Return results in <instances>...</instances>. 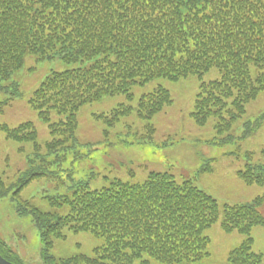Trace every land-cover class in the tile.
Segmentation results:
<instances>
[{"label":"trees","instance_id":"trees-1","mask_svg":"<svg viewBox=\"0 0 264 264\" xmlns=\"http://www.w3.org/2000/svg\"><path fill=\"white\" fill-rule=\"evenodd\" d=\"M27 53L42 59L60 54L66 62L94 60L89 67L53 73L34 91L31 101L42 119L49 120L54 111L65 116L60 128L50 127L54 135L64 131L66 137L63 133L49 143L48 151L74 136L77 113L86 103L128 93L135 83L159 77L177 80L213 67L222 77L201 85L193 117L200 125L217 118L222 133L264 91V0H0V79L19 69ZM252 66L258 68L256 76ZM149 94L139 104L143 118L172 103L164 87ZM4 105L0 102V114ZM131 109L125 106L124 115ZM262 119L264 114L256 125ZM26 124L2 128L9 138L32 141L41 150L36 132L26 131ZM253 158L252 152L246 153V167L239 174L249 184L264 185V165ZM59 160L37 165L30 159L29 168L12 183L0 172V199L13 187L19 195L32 180L50 177ZM75 184L57 201L70 205L65 216L41 211L28 201L19 205L23 214L33 216L46 249L54 238L65 237L66 229L105 236L106 246L96 255H75L58 263L122 264L147 253L164 262L200 264L207 254L204 230L219 219L220 208L192 180L178 182L169 173L152 172L139 185L116 180L91 191L82 182L70 188ZM263 202L260 197L225 207L222 227L248 235L230 252V264H263L250 236L253 226L264 228ZM0 254L20 264L19 256L1 240ZM45 260L58 264L49 255Z\"/></svg>","mask_w":264,"mask_h":264},{"label":"rangeland","instance_id":"rangeland-1","mask_svg":"<svg viewBox=\"0 0 264 264\" xmlns=\"http://www.w3.org/2000/svg\"><path fill=\"white\" fill-rule=\"evenodd\" d=\"M92 63L93 60L66 62L60 54L42 59L39 54L27 53L19 69L8 79H0V102H5L4 112L0 114V172L4 179L12 182L19 170L28 168L30 159L42 165L49 159L61 158L52 165L54 173L50 177L33 180L20 192L21 200L61 216L69 213L70 205H58L55 201L69 194L74 189L70 185L77 181L86 182L90 190H95L111 185L116 179L132 185L143 184L150 172L156 171L168 172L179 182L193 179L220 206V219L204 231L209 238L207 254L198 263L230 264V252L248 236L222 228L224 208L264 196V185L248 184L238 173L245 168L247 152L253 153L254 162L264 164V119L256 125L264 114V91L246 105V111L234 120L229 130L220 133L215 117L205 125H199L193 117L201 85L221 78L219 68L177 80L159 77L145 84H133L129 94H109L83 105L77 113L74 136L49 154L47 143L56 140L49 123L60 128L59 121L65 116L54 111L44 121L42 113L30 102L33 92L53 72L84 68ZM251 69L256 76L258 68ZM159 86L170 90L173 102L150 118L140 117L141 97ZM125 106L132 107L126 115ZM22 123H27L26 131L31 128L36 132L41 150L32 141L9 138L1 127L6 124L15 128ZM63 133H57L59 138ZM14 195L11 190L0 200V238L21 255L23 264H46L48 255L56 263L75 255L94 256L106 246L105 236L66 229L65 237L53 239L50 255L32 215L17 213ZM260 210L264 215V202ZM250 236L254 239L253 251L262 254L264 264V228L254 226ZM143 259H148L149 264H177L148 254ZM143 259L122 264H147Z\"/></svg>","mask_w":264,"mask_h":264},{"label":"water","instance_id":"water-1","mask_svg":"<svg viewBox=\"0 0 264 264\" xmlns=\"http://www.w3.org/2000/svg\"><path fill=\"white\" fill-rule=\"evenodd\" d=\"M0 264H13V263L7 261L5 258H3V257L0 255Z\"/></svg>","mask_w":264,"mask_h":264}]
</instances>
